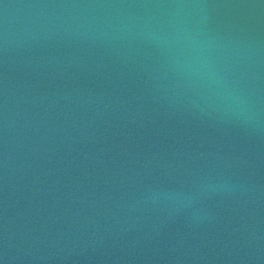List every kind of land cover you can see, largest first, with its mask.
Here are the masks:
<instances>
[{
    "label": "water",
    "instance_id": "obj_1",
    "mask_svg": "<svg viewBox=\"0 0 264 264\" xmlns=\"http://www.w3.org/2000/svg\"><path fill=\"white\" fill-rule=\"evenodd\" d=\"M0 264H264V0H0Z\"/></svg>",
    "mask_w": 264,
    "mask_h": 264
}]
</instances>
